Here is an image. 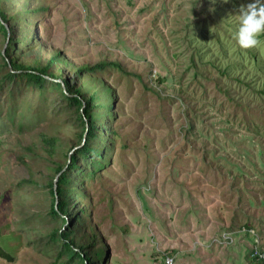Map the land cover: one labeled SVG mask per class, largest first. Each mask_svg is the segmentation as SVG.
Instances as JSON below:
<instances>
[{"label": "rangeland", "instance_id": "374dc122", "mask_svg": "<svg viewBox=\"0 0 264 264\" xmlns=\"http://www.w3.org/2000/svg\"><path fill=\"white\" fill-rule=\"evenodd\" d=\"M248 2H0L15 17L8 35L0 27V77L14 34L8 62L40 67L61 53L67 64L56 62L55 73L84 95L96 91L91 111L101 117L93 153L83 155L82 109L55 85L61 80L0 83V264L82 262L51 237L62 225L49 214V182L72 155V200L86 209L74 241L88 243L93 231L99 264H259L264 44L241 49L232 17ZM42 136L58 147L49 152Z\"/></svg>", "mask_w": 264, "mask_h": 264}, {"label": "trees", "instance_id": "16d2710c", "mask_svg": "<svg viewBox=\"0 0 264 264\" xmlns=\"http://www.w3.org/2000/svg\"><path fill=\"white\" fill-rule=\"evenodd\" d=\"M3 0H0V2ZM28 10L20 11L21 13L25 14ZM12 18L15 19V17L8 16V13L1 8L0 5V27L3 29L5 35H8L9 30L6 27V23L9 20H12ZM14 34L11 37V43H9L8 47L6 48L5 54L2 53L3 62L4 64H8L10 68L6 73H3V75L0 77V83L4 80H7L8 78L11 79L15 76H25L30 81L35 82L39 86H43L44 82L47 80V76L52 77L53 79H59L61 82H55V85L61 89V92H63V96L70 101L75 106H79L82 109V116L84 118L83 126L85 125L84 134L87 131V136H85V142L84 144H78L80 148H78L77 152L88 155L93 153V143L97 141V138L99 137L98 122L101 121V117L98 116V118L94 117V113L91 111V106L94 104V101L97 99V94L95 92H89V94L84 95L82 86L77 87L76 85H73V81L69 78H64L63 75L59 76L54 71V64L56 62H61L65 66L67 62L64 60V57L61 55V53H55L52 55L51 59L48 61V63L44 66L40 67H27L25 65H22L19 61H17V57L15 59H10L8 62L6 58H10V45L12 42H15ZM7 61V62H6ZM98 66L104 67V63L98 64ZM65 68V67H64ZM27 71L22 74H15L14 71ZM92 66L87 67H80L77 69H73V74H75V77H78L80 75L85 74L86 72L92 71ZM83 81V79H82ZM64 84V85H63ZM64 89V90H63ZM83 96V97H82ZM109 116V115H108ZM108 116L106 119H108ZM89 124L86 126V124ZM109 129V127H106ZM112 129H109V132ZM110 135V134H109ZM43 144L45 145V148L52 152V150H55L58 145V139L56 138H47L42 136ZM78 166V157L76 155H72L70 157L69 162H67L66 165H58L55 169V175L58 177L56 183L54 184L53 180L51 179L49 182L50 192L53 195L54 201L51 204L49 214L51 216H54L56 219H59L60 226L59 228H55L51 232V237H53L54 240L60 243L64 251H69L71 256L77 257V260H81L82 262L80 264H99V262L102 259V249L97 250L96 253L92 251L93 243L95 242L96 234L91 231L92 237L90 238V241L86 244L82 242V238L76 243L74 240L76 238L75 234V228L78 230H81L82 224H83V214L86 213L85 207L81 206V203H79L77 206L72 200V196L74 194V189H72V180L70 178V172L74 170ZM56 188H55V186ZM68 188L67 190L64 189ZM67 186V187H66ZM77 198H82L77 191V188L75 189ZM82 193V192H81ZM83 195V194H82ZM67 197V198H66ZM57 202V203H55ZM65 212V217H63L62 212ZM62 215V217H61ZM77 223V224H76ZM64 224L68 226V228H64L62 230ZM75 236V237H74ZM255 261H257L259 264H264V258L258 259V257H254Z\"/></svg>", "mask_w": 264, "mask_h": 264}, {"label": "clouds", "instance_id": "9594fccd", "mask_svg": "<svg viewBox=\"0 0 264 264\" xmlns=\"http://www.w3.org/2000/svg\"><path fill=\"white\" fill-rule=\"evenodd\" d=\"M227 3L228 0H223ZM215 3V0H212ZM237 28L234 39L241 49L249 50L264 44V0H250L236 9ZM63 217L65 214L63 213Z\"/></svg>", "mask_w": 264, "mask_h": 264}, {"label": "built area", "instance_id": "2783aa9c", "mask_svg": "<svg viewBox=\"0 0 264 264\" xmlns=\"http://www.w3.org/2000/svg\"><path fill=\"white\" fill-rule=\"evenodd\" d=\"M253 257H258V259L264 258V253L256 249L253 251ZM166 264H174L173 258L166 257Z\"/></svg>", "mask_w": 264, "mask_h": 264}, {"label": "water", "instance_id": "95a60500", "mask_svg": "<svg viewBox=\"0 0 264 264\" xmlns=\"http://www.w3.org/2000/svg\"><path fill=\"white\" fill-rule=\"evenodd\" d=\"M64 85V84H63Z\"/></svg>", "mask_w": 264, "mask_h": 264}]
</instances>
